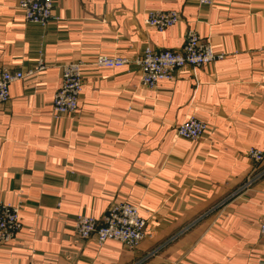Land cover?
I'll list each match as a JSON object with an SVG mask.
<instances>
[{
    "label": "crops",
    "instance_id": "crops-1",
    "mask_svg": "<svg viewBox=\"0 0 264 264\" xmlns=\"http://www.w3.org/2000/svg\"><path fill=\"white\" fill-rule=\"evenodd\" d=\"M19 1L0 0V68H47L13 82L0 106V200L22 206L23 224L0 264H264V177L245 187L247 150H264V0H54L60 20L47 26ZM149 10L181 21L160 32ZM190 28L223 57L154 89L135 65L95 64L180 48ZM70 62L84 73L79 109L56 118ZM191 116L210 127L200 140L178 136ZM112 203L140 207L137 249L77 235L79 214L101 219Z\"/></svg>",
    "mask_w": 264,
    "mask_h": 264
},
{
    "label": "built area",
    "instance_id": "built-area-1",
    "mask_svg": "<svg viewBox=\"0 0 264 264\" xmlns=\"http://www.w3.org/2000/svg\"><path fill=\"white\" fill-rule=\"evenodd\" d=\"M203 5L212 6L216 0H195ZM18 7L27 22L47 26L59 21L53 12L54 0H20ZM181 15L177 10H149L145 18L148 26L162 32L177 25ZM223 56L215 54L212 45L203 39L195 29H188L185 43L176 49H154L146 47L141 55L133 58L99 55L95 64L100 68H121L135 65L141 72L143 86L154 89L161 80H173L176 72L193 66L203 67L217 62ZM47 65L40 61L35 70H10L0 68V106L11 98L10 86ZM62 69V86L57 90L53 101L56 118L78 112L79 100L84 85V73L80 62L65 63ZM209 125L195 116L189 117L177 129L178 136L188 140H200L209 132ZM253 162V168L245 187L253 185L264 176V150L251 147L246 152ZM22 206L0 200V245L13 244L18 240L23 224ZM76 232L83 240H94L103 245L109 240L121 242L130 249H137L147 236V220L140 214V207L130 203H112L106 214L96 218L87 214L76 217ZM260 234L264 239V211L260 219Z\"/></svg>",
    "mask_w": 264,
    "mask_h": 264
},
{
    "label": "rangeland",
    "instance_id": "rangeland-1",
    "mask_svg": "<svg viewBox=\"0 0 264 264\" xmlns=\"http://www.w3.org/2000/svg\"><path fill=\"white\" fill-rule=\"evenodd\" d=\"M264 177V176H263ZM176 237L174 236V237H172L170 240H169V242H171L173 239H175ZM141 245V244H140ZM155 253H156V250H155ZM151 255H153V252L151 253ZM150 258V257H149Z\"/></svg>",
    "mask_w": 264,
    "mask_h": 264
},
{
    "label": "trees",
    "instance_id": "trees-1",
    "mask_svg": "<svg viewBox=\"0 0 264 264\" xmlns=\"http://www.w3.org/2000/svg\"><path fill=\"white\" fill-rule=\"evenodd\" d=\"M172 237H173V236H172ZM173 240H175V239H173ZM173 240H172V241H173ZM160 245H163V243H162V244H160Z\"/></svg>",
    "mask_w": 264,
    "mask_h": 264
}]
</instances>
